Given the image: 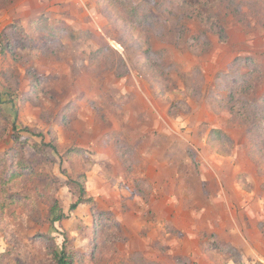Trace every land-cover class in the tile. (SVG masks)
<instances>
[{"label":"rangeland","instance_id":"374dc122","mask_svg":"<svg viewBox=\"0 0 264 264\" xmlns=\"http://www.w3.org/2000/svg\"><path fill=\"white\" fill-rule=\"evenodd\" d=\"M183 1L132 0L142 33L120 0H0V158L14 122L31 167L8 185L0 168V264L62 245L77 264H264V0H236L225 41ZM235 57L261 74L237 82ZM80 174L93 203L72 211Z\"/></svg>","mask_w":264,"mask_h":264},{"label":"trees","instance_id":"16d2710c","mask_svg":"<svg viewBox=\"0 0 264 264\" xmlns=\"http://www.w3.org/2000/svg\"><path fill=\"white\" fill-rule=\"evenodd\" d=\"M121 3L115 5L120 8L127 18V23L132 27H137L138 30H142L144 33L151 32L152 26H154V18L151 14L147 13L145 9H142L143 5H132V0H120ZM183 4L186 6L185 9L187 12L186 19L192 21H198V25L203 29H207L216 34L221 41H225L226 35L223 28L220 26V22L222 21V16H230L235 12H239L240 3H237L236 0H200L195 2L192 7L187 5V1H183ZM238 10V11H236ZM34 22V21H33ZM186 27L183 22L179 24V29L184 30ZM179 30V31H180ZM181 31V33H182ZM181 37V35H180ZM158 40L164 41L162 36L155 37ZM207 43V42H206ZM209 44V42L207 43ZM252 66V71H247V73H240L239 68L242 66ZM229 71L234 72V78L240 82L242 80H248L249 75L253 71L261 74L260 65L254 61L251 57H235L229 64ZM226 73V72H225ZM223 73V74H225ZM230 74V73H229ZM247 77V78H246ZM263 96V95H262ZM260 97V102L256 101L255 103H263L264 97ZM239 117V115H236ZM243 118V117H240ZM243 123V122H241ZM12 135L11 139L13 141V147L11 149V155L9 152H5L3 158H0V168L2 174V183L3 185H8L12 181L18 179L24 172H30L31 167L24 161V159H18L19 155H22V149L25 148L28 143L27 141H22L20 134L17 132L15 123L11 124ZM207 140L217 141L219 144H224L225 141L228 142V146L230 148L233 146V141L221 130L218 129H210L207 134ZM21 146V147H20ZM48 147L52 149L54 152H57L56 146L54 144H45L41 143L40 145L34 144L32 146L33 151L39 152L40 149ZM69 153L79 154L82 152V149L73 148L68 151ZM85 180L86 176L84 174L78 175L75 179H69L67 186L76 199L70 206V210H76L78 206L91 204L93 203V199L88 196V193L85 188ZM16 198L21 199V201L30 200L31 197L20 195H9L7 198V204H11L16 201ZM64 215L59 214L52 219V222H60L63 220ZM45 239H49L43 237ZM50 255L52 259V264H77V254L69 251L65 245H62L60 250L55 249L53 246L50 248ZM260 264V263H259Z\"/></svg>","mask_w":264,"mask_h":264}]
</instances>
